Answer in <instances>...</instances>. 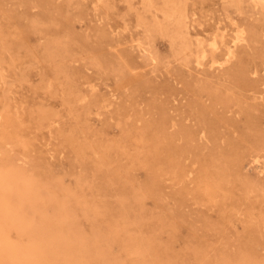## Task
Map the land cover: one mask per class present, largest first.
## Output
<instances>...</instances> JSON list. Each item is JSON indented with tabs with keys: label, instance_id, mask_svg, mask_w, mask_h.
Returning a JSON list of instances; mask_svg holds the SVG:
<instances>
[{
	"label": "rangeland",
	"instance_id": "rangeland-1",
	"mask_svg": "<svg viewBox=\"0 0 264 264\" xmlns=\"http://www.w3.org/2000/svg\"><path fill=\"white\" fill-rule=\"evenodd\" d=\"M154 4L0 0V264H264V9L184 1L193 48L244 27L216 67Z\"/></svg>",
	"mask_w": 264,
	"mask_h": 264
},
{
	"label": "bare ground",
	"instance_id": "bare-ground-1",
	"mask_svg": "<svg viewBox=\"0 0 264 264\" xmlns=\"http://www.w3.org/2000/svg\"><path fill=\"white\" fill-rule=\"evenodd\" d=\"M145 1V0H144ZM148 1V8H154L155 4H154V0H147ZM184 1L185 0H162V7H160V9L158 8V10H160L162 12V15L164 16V21H158V20H154V22L152 23V28L153 29H157L159 31H164V32H168L173 44L176 43L175 46L178 47V53L183 56V58H189L190 56H194V61L196 62L197 65H201L204 64L206 61H208L210 63V65L214 64L216 65V67H222V65L228 61H230L233 57H235V49L238 47V45L243 42H246V35H245V30L244 27L239 26L238 24H236V21L234 20L233 23L235 24V34L230 38V39H226L225 38V34L224 31H220L222 33H215L212 34L211 37L209 39H205L201 36H199L198 34H195L194 38L196 43H195V48L192 47V41H191V37L189 36V34L187 35V32H185V28H187V15L184 9ZM237 2L238 0H232ZM251 2L255 5V6H260L264 9V0H251ZM254 8V7H253ZM187 11V10H186ZM101 18V17H100ZM152 20V19H151ZM164 22V23H163ZM13 25V24H12ZM11 26V25H10ZM109 28V27H108ZM170 28L171 31H167L166 29ZM112 30V28H111ZM151 30V29H150ZM218 30V29H217ZM120 31V30H119ZM106 33V31H105ZM111 33V32H110ZM229 34V33H228ZM106 35V34H105ZM231 35V34H230ZM108 36V35H107ZM167 36V35H166ZM227 37V36H226ZM106 38V36H105ZM145 39V38H144ZM107 40V39H106ZM102 41V40H101ZM116 42V41H115ZM99 43V42H98ZM104 43V41H103ZM109 43V42H108ZM100 44V43H99ZM144 44V43H143ZM106 45V44H104ZM139 45V44H138ZM146 45V44H144ZM112 47V46H111ZM140 47V46H139ZM119 48V47H118ZM141 48V47H140ZM146 48V47H145ZM142 49V48H141ZM105 50V49H104ZM112 52V51H111ZM123 52V50H122ZM97 53V52H96ZM112 54V53H111ZM124 54V53H123ZM107 55V54H106ZM125 55V54H124ZM127 55V54H126ZM108 56V55H107ZM120 56V55H119ZM146 58L148 55H145ZM179 56V55H178ZM149 57V56H148ZM123 58V57H122ZM150 58V57H149ZM148 59V58H147ZM149 60V59H148ZM189 61V59H187ZM109 61V60H108ZM125 61V60H124ZM127 63V62H126ZM129 63V62H128ZM105 74V73H104ZM111 74V73H109ZM113 75V74H112ZM133 76V75H132ZM136 76V75H135ZM118 77V76H117ZM128 78V77H127ZM137 78V77H136ZM126 80V79H125ZM83 81V80H82ZM156 82V81H155ZM85 83V82H84ZM117 83V82H116ZM89 84V83H88ZM114 84V83H113ZM92 86V84L90 85V87ZM124 86V85H123ZM89 87V86H88ZM120 87V86H119ZM137 87V86H136ZM94 88V87H92ZM131 88V87H130ZM133 88V87H132ZM131 88V89H132ZM93 90V89H92ZM123 90V88L121 89ZM136 90V89H135ZM134 90V91H135ZM126 93V92H124ZM138 94V93H137ZM118 96V95H117ZM91 98V97H90ZM126 98V97H125ZM131 98V97H130ZM110 99V98H109ZM118 99H120L118 97ZM129 99V98H127ZM81 102H83L85 105L88 104V100H86L85 95L80 97ZM90 100V99H89ZM131 100V99H130ZM155 100V99H154ZM135 101V100H134ZM96 101L94 100V103ZM101 102V101H100ZM67 103V102H66ZM112 103V102H110ZM127 103V102H126ZM163 103V102H162ZM161 103V104H162ZM96 106L98 104L95 103ZM94 104V105H95ZM157 104V103H156ZM107 105V104H106ZM118 105V104H117ZM161 106V105H160ZM164 106V105H163ZM130 107V106H129ZM90 108V107H89ZM118 109V108H117ZM132 109V108H131ZM158 110V109H156ZM119 111V110H118ZM66 112V111H65ZM138 114V113H136ZM135 114V115H136ZM141 115V114H140ZM118 116V115H117ZM134 114L132 116H129L130 119L131 117H133ZM142 116V115H141ZM164 116V115H163ZM135 117V116H134ZM139 117L140 116H136ZM135 117V118H136ZM162 117V116H161ZM128 118V117H127ZM139 120V119H136ZM141 120V119H140ZM118 121V120H117ZM136 122V121H135ZM4 123V121H3ZM0 125H2L0 123ZM142 127V126H141ZM145 127V126H144ZM142 127V128H144ZM142 128H140V130H142ZM146 129V128H145ZM139 130V131H140ZM146 131V130H145ZM144 130H142V132H145ZM141 132V131H140ZM139 132V133H140ZM142 135H140L141 137ZM160 142V140L158 141ZM149 153V152H148ZM211 159V158H210ZM253 161L255 162V164H257V167L260 166V171L264 172V166L259 158V156H255L253 157ZM166 162V161H165ZM153 165V164H152ZM226 165V164H225ZM186 170V169H185ZM165 171V170H164ZM184 172V171H183ZM192 169H188L186 171V173L184 174L186 177L189 176L190 174H192ZM259 172V171H258ZM172 173V172H171ZM260 173V172H259ZM159 174V173H158ZM174 175V174H173ZM183 175V177H184ZM84 176V175H83ZM190 178V177H189ZM185 179V178H184ZM188 180V178H186ZM190 180V179H189ZM175 181V180H174ZM257 181V180H255ZM25 183L20 184L16 190V192L14 194H16L18 197L21 198V200L19 199V203H20V208L23 209L24 208V201L25 199H28V197L30 198V194H33L35 191V188L33 185H31L30 183H26V181L24 180ZM250 183H255L254 180H251ZM210 185V184H209ZM208 185V186H209ZM252 185V184H251ZM207 186V187H208ZM212 186V185H211ZM249 186V185H248ZM12 187V186H11ZM210 187V186H209ZM208 187V188H209ZM213 187V186H212ZM207 188V189H208ZM206 189V188H205ZM206 189V190H207ZM210 189V188H209ZM208 189V190H209ZM207 190V191H208ZM211 190V189H210ZM12 191H14L12 189ZM205 191V190H204ZM216 192V191H215ZM215 192L213 194H215ZM252 193V192H251ZM258 194V192H255ZM1 194V193H0ZM8 196V193H5ZM213 194H209V195H213ZM216 195V194H215ZM14 196V195H13ZM12 196V197H13ZM214 196V195H213ZM217 196V195H216ZM215 196V197H216ZM223 197V196H222ZM214 198V197H213ZM12 199V198H11ZM232 199V198H231ZM35 201V200H34ZM37 202V200H36ZM239 203V202H238ZM3 204L0 202V209L1 206ZM8 205V204H7ZM27 205V204H26ZM12 206V205H11ZM28 206V205H27ZM26 206V207H27ZM54 206V204H53ZM25 207V208H26ZM55 208V207H54ZM20 209V210H21ZM39 211V210H35ZM24 214V213H23ZM23 216V215H22ZM20 217V216H19ZM12 220V219H11ZM10 220V221H11ZM253 220V219H252ZM9 221V222H10ZM32 228V227H31ZM1 236V235H0ZM1 239V237H0ZM1 243V242H0ZM57 247L58 242L56 241L55 243H51V246ZM49 249H47V252H51L54 253L55 249L53 247H51ZM59 249V247H57ZM12 250V249H11ZM7 252V251H6ZM46 252V253H47ZM136 252V251H135ZM25 253V252H24ZM47 253V255L49 254ZM139 253V252H138ZM7 256V255H6ZM10 256V255H9ZM13 256V255H12ZM4 258V257H3ZM2 258V259H3ZM4 260V259H3ZM13 261V260H12ZM4 262V261H3ZM11 263V262H9ZM8 263V264H9ZM136 263V262H135ZM16 264H30L28 261L26 260H18L16 262Z\"/></svg>",
	"mask_w": 264,
	"mask_h": 264
}]
</instances>
